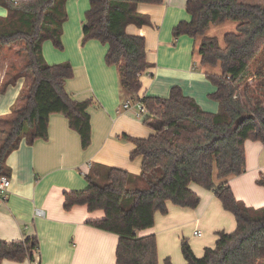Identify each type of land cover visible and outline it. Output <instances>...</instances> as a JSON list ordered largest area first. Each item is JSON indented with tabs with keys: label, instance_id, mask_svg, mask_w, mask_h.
I'll return each mask as SVG.
<instances>
[{
	"label": "trees",
	"instance_id": "1",
	"mask_svg": "<svg viewBox=\"0 0 264 264\" xmlns=\"http://www.w3.org/2000/svg\"><path fill=\"white\" fill-rule=\"evenodd\" d=\"M67 0H0L7 11L0 18V47L24 43L31 83L24 106L18 108L6 138L0 144V177H9L8 157L23 141L34 144L49 138V120L63 115L81 138L83 150L91 146V100L78 102L65 89L74 77L70 63L47 65L42 42L50 20H60L50 39L63 49V24L67 12L58 11ZM163 0H90L85 14L82 44L97 41L108 47L106 65L120 72L124 95L135 97L148 109L144 123L153 131L147 139H131V158L142 157L139 175L96 165L86 176L89 186L82 192L65 193L64 208L86 206L103 211L104 218L89 224L119 237L116 264H159L155 235L139 237L155 225L156 213L168 214V203L196 209L200 197L191 190L196 184L214 192L223 208L235 217L233 233L218 232L215 247L199 258L188 241L181 243L186 264H264V207L253 208L236 199L229 184L246 171L247 141L264 144V6L239 0H187L190 22L173 30L174 39H193V56L207 79L217 88L210 98L219 104L218 113L204 111L179 87L168 98L139 97L141 77L152 65L147 61L145 39L127 33V27L149 24L138 12L140 4ZM56 11L57 14H56ZM57 15V16H56ZM229 26L227 32H218ZM9 63L6 78L13 66ZM19 75L3 83L4 89ZM4 80V82H5ZM264 188V175L258 180ZM39 239L5 242L0 239V264L4 261L35 262ZM164 264H173L170 258Z\"/></svg>",
	"mask_w": 264,
	"mask_h": 264
},
{
	"label": "crops",
	"instance_id": "2",
	"mask_svg": "<svg viewBox=\"0 0 264 264\" xmlns=\"http://www.w3.org/2000/svg\"><path fill=\"white\" fill-rule=\"evenodd\" d=\"M26 1V0H14ZM246 3L247 0H239ZM251 1V0H250ZM264 5V0H255ZM250 3V2H247ZM187 0H163L161 4H140L138 12L146 16L148 25H130L127 33L145 39L147 61L152 68L141 77L139 97L168 98L172 88L179 87L209 113H218L219 104L210 98L217 88L193 56L194 42L188 36L174 39L173 30L181 22H190L186 11ZM90 0H67V21L63 25V49L51 41L43 45L45 60L50 65L70 63L74 77L67 80L65 89L78 102L92 101V140L87 150L82 149L79 134L69 121L59 114L49 120L47 141L34 144L23 141L7 159L10 171V197L0 203V239L5 242L39 239L40 253L35 262L3 264H116L119 237L99 230L89 223L104 218L103 211L90 212L86 206L64 208L65 193L82 192L89 186L86 176L91 168L103 165L139 175L142 157L131 158L135 145L131 139H147L153 131L134 115L133 107L126 111L124 104L138 102L125 96L120 86V72L116 66L106 65L108 47L97 41L82 44L85 14ZM8 11L0 6V18ZM8 62L0 65V119L9 114L25 87L20 77L4 89L7 83ZM5 80V82H4ZM246 171L230 180L237 200L249 207H264V188L258 180L264 175V144L247 141ZM191 190L201 199L196 209L182 208L168 203V214L156 213L155 225L139 237L155 235L159 264L170 258L173 264H186L181 243L188 240L195 255L201 258L206 248H213L217 233H233L235 217L223 208L214 192L196 184ZM41 210L42 214H37ZM200 232L201 236L195 235Z\"/></svg>",
	"mask_w": 264,
	"mask_h": 264
},
{
	"label": "rangeland",
	"instance_id": "3",
	"mask_svg": "<svg viewBox=\"0 0 264 264\" xmlns=\"http://www.w3.org/2000/svg\"><path fill=\"white\" fill-rule=\"evenodd\" d=\"M247 2H250L251 4L258 3L255 0H251V1L247 0ZM66 5H67V2L65 3V6L61 2L59 4L58 11L67 12ZM58 11H56V14ZM60 20L61 19H59L58 16L51 18V20H50L51 26L46 30V32L44 34V40L42 42V56H43L44 62L47 65H50V64L45 60V57L43 54L44 53L43 52V45L45 42L51 41L50 36L53 34L54 29H58V24L60 23ZM62 29H63V27H62ZM228 30H229V26H227L223 29L220 28V30L218 32H227ZM23 48H24L23 42H18L13 46H1L0 47V65L1 64L5 65V62H8V64L13 63L12 64L13 69H12V72L9 76V79H12V78L18 76L19 72H20L21 75H24V78L26 79V84H27L25 87H23V90L20 94V97L18 98L17 103L12 107L11 112L9 114L1 117V119H0V144L4 141V139L7 136V133L9 132V130L11 128L12 120L16 116V111L18 110L19 106L20 107L24 106L25 99L22 98L21 95L28 94V91H29L28 85L31 83V80H32V75L30 72L22 71V68L27 63V55H26V52ZM125 96H127V95H125Z\"/></svg>",
	"mask_w": 264,
	"mask_h": 264
},
{
	"label": "built area",
	"instance_id": "4",
	"mask_svg": "<svg viewBox=\"0 0 264 264\" xmlns=\"http://www.w3.org/2000/svg\"><path fill=\"white\" fill-rule=\"evenodd\" d=\"M133 105L137 109V113H135L134 115L137 119H144L149 114L146 106L139 101L134 104L131 101L126 102L124 104V109L128 111L133 107ZM11 185L12 183L9 177L7 176L0 177V203H6L9 200ZM37 214L41 215L42 211L37 210ZM195 235L201 236V233L197 231L195 232Z\"/></svg>",
	"mask_w": 264,
	"mask_h": 264
}]
</instances>
